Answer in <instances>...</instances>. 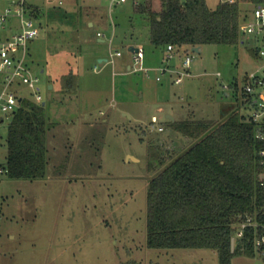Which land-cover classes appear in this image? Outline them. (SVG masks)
Here are the masks:
<instances>
[{
    "label": "rangeland",
    "instance_id": "rangeland-1",
    "mask_svg": "<svg viewBox=\"0 0 264 264\" xmlns=\"http://www.w3.org/2000/svg\"><path fill=\"white\" fill-rule=\"evenodd\" d=\"M19 1L0 0V8ZM25 1L43 14L49 9L65 14L67 7L59 6V0ZM217 1L207 4L213 8ZM93 5L105 10L100 24L105 44L85 43L84 18L78 24L75 16L65 15L49 22L46 16L39 18L38 36L27 43L25 63L38 79L49 119L46 171L43 178L30 180L0 175V264H218L211 250L147 248V185L154 174L148 170V150L157 147L169 161L191 144L171 129L166 114L178 122H218L239 106L243 99L231 84L241 86L243 77L255 71L262 75L263 61L253 48L263 43L242 37L236 46H202L199 53H190V77L180 85L167 76L157 82V68L165 65L164 50L150 44L148 28L134 12L132 0L119 6L95 0ZM3 27L0 39H10L21 31L20 18L8 17ZM68 43L74 51L62 57L60 47ZM130 43L144 49L143 65L152 68L149 77L126 72L123 61L133 63ZM92 49L108 63L97 61L96 69L81 64L78 98L74 106L67 105L56 79L67 69L78 73L79 56ZM15 51L22 56V48ZM115 51L124 56L112 58ZM185 51L180 50L170 65L179 67ZM35 93L26 85L16 92L24 100H32ZM248 107H238L242 116L252 113ZM152 116L159 119L154 128ZM0 135L6 156L7 122ZM232 264L264 262L257 253L254 259L234 257Z\"/></svg>",
    "mask_w": 264,
    "mask_h": 264
},
{
    "label": "trees",
    "instance_id": "trees-1",
    "mask_svg": "<svg viewBox=\"0 0 264 264\" xmlns=\"http://www.w3.org/2000/svg\"><path fill=\"white\" fill-rule=\"evenodd\" d=\"M255 5H264V0L218 2L213 8L207 0L145 1L133 10L148 28L151 45L187 51L238 45L241 25ZM60 83L63 92L77 93L76 75L64 76ZM238 107L218 122L169 121L172 130L191 142L169 161L162 159L157 147H149L148 170L154 174L147 185V248L211 250L218 264L256 257L252 230L231 248L242 218L264 223V188L258 181L264 142L255 139V124L245 121ZM48 124L45 105L22 100L7 128V177L45 176ZM261 257L264 262V252Z\"/></svg>",
    "mask_w": 264,
    "mask_h": 264
},
{
    "label": "built area",
    "instance_id": "built-area-1",
    "mask_svg": "<svg viewBox=\"0 0 264 264\" xmlns=\"http://www.w3.org/2000/svg\"><path fill=\"white\" fill-rule=\"evenodd\" d=\"M109 1L112 5L115 4L117 6L127 3V0ZM145 1L163 3L169 0H132V4L136 7ZM235 1L236 0H219V2L223 3H234ZM10 16L20 18L21 31L14 34L10 39L7 37L6 39H0V128L6 122L8 128L14 114L19 109L20 103L24 100L16 94L22 85H26L36 92L32 96V101L37 104H44L42 96L38 93V79L33 77L25 63L27 43L38 36V29L31 19L30 10L27 8L25 0L13 2L11 8H6L4 12L0 13V28H4L3 26ZM240 30L243 37L252 39L255 44L258 42L263 43V47L255 46L253 48V50L258 51L257 56L263 61L260 64L263 66V73L262 75H259L257 71L250 73L243 77L241 86L236 81L233 82L231 86L234 87V91L240 95L239 97L243 99L239 101V106L244 103L252 110L249 116H243V118L245 121L255 124V139L264 142V5H255L252 8L250 18L241 25ZM97 37L104 38V35L98 32ZM15 47L23 49L22 56L16 53ZM135 48H137V52H130L132 54L133 63L129 67V73L143 72L146 77H149V72L152 69L146 68L143 65V61L145 60L144 49L141 46H135ZM185 52L180 66L173 67L170 63L177 58L179 51L173 45L166 46L164 49L165 65L161 68H157L159 72V75L156 77L157 82H162V78L167 76L171 78L172 84L180 85L184 78L191 76L189 70L193 62V58L190 55L192 51L188 49ZM123 54L124 52L122 51H115L111 54V57L121 58ZM110 62L112 63L113 60ZM216 76L219 77L220 75L216 74ZM226 88V86H223V89ZM157 123H159V119L156 116H152V128H154ZM158 131H163V128L159 127ZM2 147H4V144L0 135V175H5L7 172L5 168L6 157L1 150ZM259 155L262 159L258 181L264 188V150L260 151ZM248 230L253 231L255 251L262 254V252H264V223L257 222L251 216H245L236 226L232 238L234 247L236 242L244 238Z\"/></svg>",
    "mask_w": 264,
    "mask_h": 264
},
{
    "label": "crops",
    "instance_id": "crops-1",
    "mask_svg": "<svg viewBox=\"0 0 264 264\" xmlns=\"http://www.w3.org/2000/svg\"><path fill=\"white\" fill-rule=\"evenodd\" d=\"M128 1L129 0H127V2ZM94 2H95V0H92V1L91 0H68L67 2H64V0H59L58 1L59 6H65V7L67 6L66 9L64 10L65 14H62L61 12L57 13L56 11H52L51 9L46 10L47 14H43V11L38 6L29 4L25 1L27 8L30 10L31 19L33 21H35V24H36V22L39 21V18H42L44 16H46L44 18H47V20H46L47 22H49L48 19H50V18L54 19V18L60 17L62 15H65V17L75 16L77 18L78 24L80 23L79 19L83 17L84 20H83L82 24L84 25V28L82 31L85 34L84 35L85 38L84 37L82 38L83 41L85 43H87L88 45H92V44H94V42L97 44H105L104 38H98L97 37V33L101 32L100 24L103 21V18L105 17V12H104L105 10H103L102 6H100V5L99 6L93 5ZM218 2H219V0L217 1V3ZM5 8L6 7H4V5L1 6L0 13H2V11ZM125 11H126L125 7H121L120 13H124ZM91 33L94 34V36H89V34H91ZM111 41H114V40H112V38H111L109 43H111ZM129 46L135 47L136 45L130 43ZM94 47H96V46H93V49H94ZM93 49L90 50L89 52L83 51L84 54L79 56V58L76 62V67H77V69L79 68L78 73H76L75 71H72V69H67V71L63 69L64 70L63 73L60 75V77H58L56 79V82L58 84L57 85L58 92H59V94H61L62 97H64L63 101L67 105H70V104H73V106L75 105V101L78 98V92H79L80 88L78 87L76 94H68V93L63 92L62 87H61V83H60L61 78H63L64 76H67V75H76L78 78L80 76L79 75L80 66H81V64L83 65L84 63H86L87 65H90V67L92 65L94 66V64H96L97 61L99 64H102L104 62L108 63L106 58L101 57V54L99 53V51L93 50ZM72 51H74V50H73V46H71L70 43L64 44L62 47H60V52H61L62 57H67L68 55H72ZM123 56H124V54H123ZM130 65L131 64H130L129 60H126L125 62L123 61V66H125L126 72H129ZM172 66L177 67L175 65H172ZM81 67H83V66H81ZM93 69H96V66H94ZM150 69H152V68H150ZM53 88H54L53 85L49 86L50 90H52ZM72 110H74V107L72 108ZM165 117L167 120H170V117H172L173 121H171V120L170 121L172 123L175 122V118L173 116L166 114ZM129 157L130 156H128V158Z\"/></svg>",
    "mask_w": 264,
    "mask_h": 264
},
{
    "label": "water",
    "instance_id": "water-1",
    "mask_svg": "<svg viewBox=\"0 0 264 264\" xmlns=\"http://www.w3.org/2000/svg\"><path fill=\"white\" fill-rule=\"evenodd\" d=\"M128 51L129 52H137V48H135L134 46H130L128 48ZM191 51L194 52V53H199L200 52V47H194V48L191 49ZM43 106H44V104H43ZM170 120L173 121V118L170 117ZM129 158H132L133 160H136L135 158H133L131 156ZM231 248H232V250L234 248V241H233V239L231 240Z\"/></svg>",
    "mask_w": 264,
    "mask_h": 264
}]
</instances>
